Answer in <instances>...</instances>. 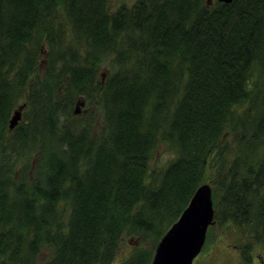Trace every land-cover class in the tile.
Returning a JSON list of instances; mask_svg holds the SVG:
<instances>
[{
    "label": "trees",
    "instance_id": "obj_1",
    "mask_svg": "<svg viewBox=\"0 0 264 264\" xmlns=\"http://www.w3.org/2000/svg\"><path fill=\"white\" fill-rule=\"evenodd\" d=\"M208 180L264 242V0H0V264H150Z\"/></svg>",
    "mask_w": 264,
    "mask_h": 264
},
{
    "label": "water",
    "instance_id": "obj_2",
    "mask_svg": "<svg viewBox=\"0 0 264 264\" xmlns=\"http://www.w3.org/2000/svg\"><path fill=\"white\" fill-rule=\"evenodd\" d=\"M218 1L228 3L232 0ZM101 75V82H103L104 73L101 72ZM84 104L85 100L79 97L73 113L80 114ZM24 106L25 103H22L13 110L8 120L9 130H12L20 121ZM214 214L212 188L210 183L204 182L196 188L178 218L157 242L150 264H192L203 247L206 232L214 220ZM137 242L136 239L135 243Z\"/></svg>",
    "mask_w": 264,
    "mask_h": 264
},
{
    "label": "rangeland",
    "instance_id": "obj_3",
    "mask_svg": "<svg viewBox=\"0 0 264 264\" xmlns=\"http://www.w3.org/2000/svg\"><path fill=\"white\" fill-rule=\"evenodd\" d=\"M127 5H130L134 0H121ZM118 4V2H117ZM46 49L42 48L39 60L44 67L46 63ZM106 63H102L99 68V76L101 77V72L104 73L105 77ZM74 104H72V109ZM83 108L97 110L95 118L97 123L100 119L101 111L95 104L86 103ZM98 127V126H97ZM95 128L94 131H96ZM229 140V139H228ZM173 154L171 151L167 150L163 142H159L155 150V158L151 162L153 166L160 168L164 166L167 161L172 158ZM31 157V163H35L36 157L34 155ZM19 164L16 165V170H19ZM211 183L210 180L207 181ZM216 210V208H215ZM125 242L128 238L124 239ZM131 244H134V240H129ZM159 239L157 240V242ZM157 242L154 244V249ZM143 243L142 245H144ZM250 245L249 248L246 247ZM244 248V251H243ZM50 251L43 248L39 251L37 255L36 264H40L48 259ZM115 261V264L120 260ZM249 259V260H247ZM192 264H264V242H257L252 239V236L242 234V231L234 226H227L219 223L216 219L213 220L212 224L209 225L206 233L205 242L200 253L194 258Z\"/></svg>",
    "mask_w": 264,
    "mask_h": 264
},
{
    "label": "bare ground",
    "instance_id": "obj_4",
    "mask_svg": "<svg viewBox=\"0 0 264 264\" xmlns=\"http://www.w3.org/2000/svg\"><path fill=\"white\" fill-rule=\"evenodd\" d=\"M11 117V116H10ZM9 130V129H8Z\"/></svg>",
    "mask_w": 264,
    "mask_h": 264
}]
</instances>
